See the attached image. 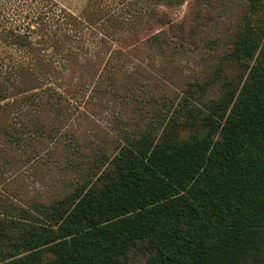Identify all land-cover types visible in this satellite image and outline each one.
Segmentation results:
<instances>
[{
	"label": "trees",
	"instance_id": "obj_1",
	"mask_svg": "<svg viewBox=\"0 0 264 264\" xmlns=\"http://www.w3.org/2000/svg\"><path fill=\"white\" fill-rule=\"evenodd\" d=\"M132 2L96 1L50 33L42 17L0 26L1 186L67 121L68 88L52 84L92 66L84 51L121 54L114 41L156 23L173 32L150 37V51L216 58L160 132L125 134L71 191L0 220V264H136L133 252L140 264H264V0H194L178 24L159 7L186 0Z\"/></svg>",
	"mask_w": 264,
	"mask_h": 264
},
{
	"label": "rangeland",
	"instance_id": "obj_2",
	"mask_svg": "<svg viewBox=\"0 0 264 264\" xmlns=\"http://www.w3.org/2000/svg\"><path fill=\"white\" fill-rule=\"evenodd\" d=\"M96 1L105 8L119 7L118 10L130 1L135 2L0 0V26L28 24L34 28L37 18L42 17L47 27L44 32L50 33L56 25L66 27L65 14L80 16L93 8ZM193 6L194 0H186L179 8L159 7V10L178 24ZM238 14L225 22L228 24L225 36L231 33L229 26L241 22ZM124 16L128 19L131 13L125 12ZM160 31L169 36L168 26L156 23L149 28L132 30L126 37L120 36L114 41V48L120 49L121 54L88 49L79 56L82 61L91 60V67L77 72V78L70 85L52 84L59 93L65 94L68 88L66 101L70 115L56 137L35 143L31 161L17 167L8 184L0 185V220L18 218L23 210L30 212L32 200L46 202L71 191L86 169L100 168L96 150H104L107 155L114 153L125 134L149 129L160 132L169 118L179 113L184 98L188 97V86L209 80L216 64L211 53L178 55L147 49V40ZM146 258L144 253L133 252L128 260L140 264Z\"/></svg>",
	"mask_w": 264,
	"mask_h": 264
}]
</instances>
